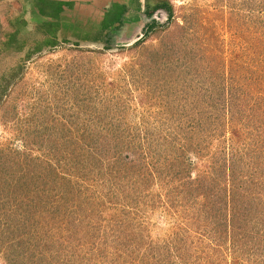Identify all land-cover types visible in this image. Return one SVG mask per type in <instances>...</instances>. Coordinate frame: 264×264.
Masks as SVG:
<instances>
[{
	"label": "trees",
	"instance_id": "obj_1",
	"mask_svg": "<svg viewBox=\"0 0 264 264\" xmlns=\"http://www.w3.org/2000/svg\"><path fill=\"white\" fill-rule=\"evenodd\" d=\"M4 1L0 0V4ZM147 8L145 15L151 22L144 24L140 41L161 27L154 19L155 14L166 15L167 21L173 17V7L167 1H157ZM46 26L50 35L38 28L39 39L36 40L26 31L28 23L24 15H8L5 21L0 19V60L4 56L25 53L23 59L14 62L8 77L1 79L0 102L13 80L22 74L23 62L58 45V24L46 23ZM257 26V32L264 34L261 21ZM140 41L132 47H138L142 44ZM257 45L259 53L253 45L247 47L256 53V63L252 66L245 60L240 63L230 57L221 64L225 70L231 67L229 73L221 71L217 65L210 67L208 60L192 72L191 63L197 62L191 43L184 42L182 50L186 57L181 64L175 60L180 75L177 81L181 84L174 92L175 107L165 102L167 97L163 94L155 97L161 100L165 114L172 112L173 131L164 136V140L148 134L145 124L132 130L131 126L120 123L98 121L101 113H97L96 120L80 129L85 137L66 142L69 148L64 147L62 158L56 156L57 147L48 151L47 158L43 159L32 156L26 148L16 149L15 162L11 165L0 157V188L2 183L5 185L0 191V258L3 262L96 264L99 257L109 256L112 244L117 247L116 253L120 252L119 246L127 247L131 254H125L128 264H179L173 261L170 246L159 249L151 244L144 253L136 248L138 240L133 234H137L141 226L139 210L145 201L156 200L152 189L157 186L168 189L167 202L179 205L177 213L185 210V222L197 220L199 226L208 224L212 211H208V206L217 202L219 195L221 208L220 204L215 208L218 220L214 227L233 228V248L243 250L249 260L261 257L264 242L259 236L264 237L261 236L264 232L259 233L253 226L254 231L246 227L258 221L262 212H255L253 203L249 205L248 197H243L249 191L236 192L244 186L245 180L256 183L264 179L255 180L253 173L244 170L250 166L252 170L256 165L255 169L262 174L264 167V40ZM187 56L189 60H185ZM226 61H229L227 65ZM157 74L151 73V77ZM215 124L225 125L227 129L230 126L232 131L238 132L240 150L237 157L232 154L234 159L230 165L222 158L223 163L215 161L214 165L220 167L208 168L207 174H195L199 170H193L189 153L193 148L197 152L201 148L192 141ZM66 132H69L67 128ZM135 134L144 137L136 138ZM209 175L217 182L211 181ZM121 193L125 200L119 197ZM174 196L182 200L176 202ZM249 197L254 199L252 194ZM133 209L135 211H131ZM178 235L175 234L176 238ZM184 238L179 236L178 240L184 242ZM97 241L107 246L99 248ZM187 250L191 247H185ZM179 254L181 249L176 252Z\"/></svg>",
	"mask_w": 264,
	"mask_h": 264
},
{
	"label": "rangeland",
	"instance_id": "obj_2",
	"mask_svg": "<svg viewBox=\"0 0 264 264\" xmlns=\"http://www.w3.org/2000/svg\"><path fill=\"white\" fill-rule=\"evenodd\" d=\"M157 1H167L173 7V17L167 21L166 15L155 14L154 19L160 22L161 27L142 41V28L137 29V32L135 29L128 30L125 34L124 29L120 28L117 35L124 39H110L101 46H93L84 40L76 42L70 38L61 40L57 37L56 47L44 49L22 63V74L13 80L0 102V157L5 162L11 165L15 162V150L22 151L25 148L32 156L43 159L47 158L48 151L57 147L56 156L62 158L64 147L69 148L66 142L72 138L85 137L80 129L96 120L97 113H101L98 121L120 123L125 127L131 126L132 130L141 123L145 124L148 134H155V137L164 140V136L173 131L172 112L170 110L169 114H165L161 109V100L155 97L163 94L167 97L165 102L174 106V92L181 85L177 81L180 75L175 60L178 59L181 64L183 57H186L182 50L185 41L191 43L197 62L191 63L192 72L207 60L210 67L217 65L221 71L225 70L221 65L225 58H236L240 63L245 60L251 66L255 62L254 49L247 50V47L253 45L259 53L258 41L264 40V34L257 32V24L261 21L264 25V0H144L141 27L151 22L145 14L147 7L154 6ZM29 6V0H6L0 4V19L5 21L8 15H24L28 23L26 31L32 38L39 39L36 33L38 28L50 35L49 27L46 26L49 21L42 22L40 18L37 23L33 14L29 13ZM183 27L186 29L183 30ZM138 41L142 44L132 47ZM24 57V52L2 57L0 81L8 77L14 62ZM161 57L162 61H159ZM185 60H189V56ZM230 71L231 67L228 66L225 72ZM151 73L158 74L151 77ZM66 128L69 132H66ZM209 128L192 141L201 148L198 152L193 148L189 153L193 170H199L195 174L209 173L208 168H213L215 161L223 163L222 158L230 165L234 159L232 154L237 157L240 150L236 130L217 124ZM135 137L144 136L135 134ZM163 145L166 146V143ZM74 151L79 153L78 148ZM250 167L244 170L253 173L255 180L264 177V167L262 174L257 172L256 165L252 170ZM209 176L211 181L217 182L216 178ZM218 180L220 184L221 179ZM245 181L244 188L236 192L249 191L243 197H248L246 201L249 205L253 203L255 212H262L261 218H257L255 223L250 222L246 228L253 231L256 228L262 233L264 179L256 183ZM4 189L2 183L0 191ZM152 190L156 200H147L141 206L138 213L141 226L138 233L133 234L137 236L138 242L135 244H138L136 248L139 252L144 253V249L153 244L159 249L170 246L174 253L173 261L179 264H185L181 258L187 264H264V254L256 260H249L243 250L233 248V228L225 230L214 227L218 220L215 208L220 204L219 195L217 202L208 206V211L212 210L208 224L199 226L197 220L185 222V210L177 213L179 205L167 202L168 189L157 186ZM251 194L254 199L249 197ZM158 196L160 199H157ZM119 197L125 200L122 193ZM173 200L180 202L182 199L174 196ZM239 206L242 208L243 203ZM176 233H179L178 237L185 236L184 242L176 238ZM260 239L264 242V237L259 236ZM97 244L99 248L107 246L102 241H97ZM185 247H191V250L185 251ZM119 249L120 252L116 253L117 247L111 244L109 256L106 259L99 257L96 264H128L125 256L128 254L127 247L119 246ZM180 249L181 254L176 255ZM260 250L264 252V246ZM184 257L189 260L186 261ZM0 264H5L1 258Z\"/></svg>",
	"mask_w": 264,
	"mask_h": 264
},
{
	"label": "crops",
	"instance_id": "obj_3",
	"mask_svg": "<svg viewBox=\"0 0 264 264\" xmlns=\"http://www.w3.org/2000/svg\"><path fill=\"white\" fill-rule=\"evenodd\" d=\"M143 1L29 0L31 4L29 13L33 14L37 23L41 18L42 22L58 24L60 27L58 38L61 40L66 38L76 42L84 40L93 46H101L110 39L112 41L123 38L117 35L120 28L124 29V34L128 30L135 29L137 32V29L143 28L141 27L145 10ZM124 41L126 40L122 42Z\"/></svg>",
	"mask_w": 264,
	"mask_h": 264
},
{
	"label": "water",
	"instance_id": "obj_4",
	"mask_svg": "<svg viewBox=\"0 0 264 264\" xmlns=\"http://www.w3.org/2000/svg\"><path fill=\"white\" fill-rule=\"evenodd\" d=\"M137 36H138V34H137ZM127 42H132V41H127Z\"/></svg>",
	"mask_w": 264,
	"mask_h": 264
}]
</instances>
